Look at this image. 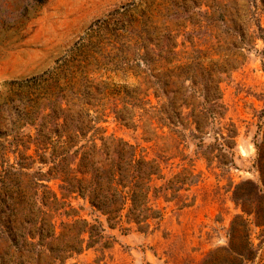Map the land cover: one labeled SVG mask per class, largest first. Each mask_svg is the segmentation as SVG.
Masks as SVG:
<instances>
[{"label":"rangeland","instance_id":"374dc122","mask_svg":"<svg viewBox=\"0 0 264 264\" xmlns=\"http://www.w3.org/2000/svg\"><path fill=\"white\" fill-rule=\"evenodd\" d=\"M206 11L208 17L202 15ZM223 22L231 33L243 28L257 32V24L264 27V0H0V193L7 196L17 185L30 186L34 173L48 169L37 160L32 169L23 170L32 174L27 176L11 166L19 167V152L38 159L30 139L37 126L24 122L27 109L49 105L62 95L70 107L76 103L97 117L109 141H128L139 156L161 162L162 176L154 180L160 190L185 171L198 176L180 192L153 195L163 218L153 220L149 231L126 221L116 229L106 225V234L115 237L110 247L86 249L69 263L264 264V36L245 50L246 61L239 67L222 74L213 71L214 79L222 77L225 109L224 117L207 128L205 149L217 143L218 133L222 140V133L227 136L236 127L234 165L209 166L198 152L199 139L181 140L149 115L142 117L149 104L128 103L136 90L153 91L157 80L163 81L160 85L171 80L170 87L181 90L184 77L178 74L197 50L204 66L224 64L234 38L228 37ZM174 41L178 55L159 56L161 47ZM145 53L154 59L148 66L139 64ZM148 98L155 106L167 101L153 94ZM189 101L198 104L204 97ZM117 110L132 115L134 125L121 122ZM46 183L62 199L60 181ZM62 201L75 210H51L59 233L62 222H105L83 198L73 195ZM243 247L252 254L240 261L237 251Z\"/></svg>","mask_w":264,"mask_h":264},{"label":"trees","instance_id":"16d2710c","mask_svg":"<svg viewBox=\"0 0 264 264\" xmlns=\"http://www.w3.org/2000/svg\"><path fill=\"white\" fill-rule=\"evenodd\" d=\"M202 15L208 17L209 12L206 11ZM223 23L228 37L234 38L229 43L230 54L224 64L204 66L201 51L197 50L198 55L189 57L184 66L186 70L178 74L184 77L182 91L170 87L171 80L164 82V85H160L162 80H157L152 82L155 88L153 91H150L151 87L145 91L136 90L128 102L134 106L149 104V108H144L142 117L149 115L161 127L171 129L181 140L185 141L188 137L199 139L200 157L204 158L209 166L217 162L218 167L234 165V154L231 151L237 145L238 130L236 127L228 129L227 136L221 134L222 140L218 133L217 143L205 149L207 128L220 117H224L225 109L220 93L222 77L214 79L213 71L222 74L239 67L246 61L245 50H252L255 39L264 36L261 23L257 24V32L243 28L232 33L227 29V23ZM186 38L194 44L193 35L188 33ZM220 40L221 36L218 37L219 42ZM185 44L186 40L183 42V45ZM178 46L177 41L163 45L159 56L167 52L176 57L178 53L175 49ZM153 60L145 53L138 63L148 66ZM198 70H201V73ZM145 73L150 75L147 70ZM202 75L205 77H201ZM188 81H191V84L186 87ZM215 84L216 91H213L211 86ZM200 85H203L201 91ZM141 94L145 95L144 98L153 94L158 100L165 96L167 101L155 106L149 98L146 101L140 98ZM197 95L203 96L204 101L198 104L189 101V98H195ZM58 99L49 105L31 106L25 112L27 117L24 122L37 126L36 136H30V139L37 147L38 159L34 155L19 152V167L12 165L11 168L15 169L16 174L30 176L31 173H23V170L32 169L38 160L48 169L44 171L42 167L39 172L34 173L30 186L17 185L12 194L7 196L0 193V245L3 246L0 248V264H76L69 263V260L86 249L95 248L100 244L110 247L115 237L106 234V225L116 229L123 227L126 221L129 224L136 223L140 230L149 231L153 220L163 218L162 211L152 202L153 195L157 196L161 190L180 192L187 184L191 185L197 181L198 176L194 172L185 171L177 174L168 182L166 188L160 190L154 185V180L155 177L162 176L161 162L139 156L137 147L128 141L116 137H111L109 141L103 135L97 117H93L76 103H72L73 106L70 107V101H64L65 95ZM132 100H136V103ZM47 110L50 111L45 114ZM115 112L121 122L134 125L132 115L127 116L123 110ZM83 117H87V120ZM186 130L189 131L188 134ZM19 142L16 141L17 146H20ZM258 147L262 150V145L259 144ZM2 162L4 163V160ZM258 162L261 165L263 159ZM6 171L7 169L4 170ZM53 179L60 181L62 199L73 195L83 198L89 202L94 212H99L105 217V222L100 219H96V223L87 219H77L71 223L62 222L63 231L59 233L51 210L58 211L66 207H69L70 211L75 209L70 203L62 201L46 183ZM173 197H176L175 193ZM184 206L187 204L184 203ZM65 213L69 215L70 212ZM131 228H125V231ZM245 249L246 247H243L237 251L240 261L250 258L252 254L250 252L249 255Z\"/></svg>","mask_w":264,"mask_h":264}]
</instances>
